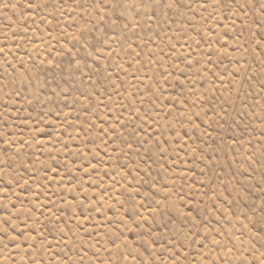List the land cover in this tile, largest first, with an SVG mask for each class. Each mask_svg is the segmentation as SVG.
I'll use <instances>...</instances> for the list:
<instances>
[{
  "label": "rangeland",
  "instance_id": "rangeland-1",
  "mask_svg": "<svg viewBox=\"0 0 264 264\" xmlns=\"http://www.w3.org/2000/svg\"><path fill=\"white\" fill-rule=\"evenodd\" d=\"M0 264H264V0H0Z\"/></svg>",
  "mask_w": 264,
  "mask_h": 264
}]
</instances>
